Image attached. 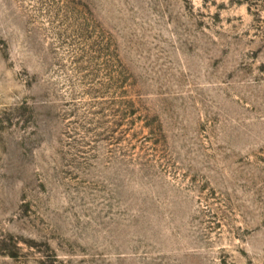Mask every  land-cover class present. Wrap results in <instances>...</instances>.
<instances>
[{"label": "rangeland", "instance_id": "1", "mask_svg": "<svg viewBox=\"0 0 264 264\" xmlns=\"http://www.w3.org/2000/svg\"><path fill=\"white\" fill-rule=\"evenodd\" d=\"M0 264H264V0H0Z\"/></svg>", "mask_w": 264, "mask_h": 264}]
</instances>
